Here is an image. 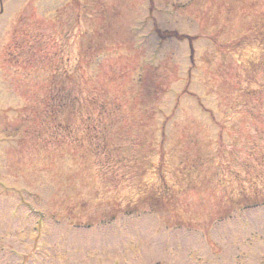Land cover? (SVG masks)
I'll use <instances>...</instances> for the list:
<instances>
[{"label":"rangeland","instance_id":"rangeland-1","mask_svg":"<svg viewBox=\"0 0 264 264\" xmlns=\"http://www.w3.org/2000/svg\"><path fill=\"white\" fill-rule=\"evenodd\" d=\"M0 181V264H264V0H0Z\"/></svg>","mask_w":264,"mask_h":264},{"label":"trees","instance_id":"trees-1","mask_svg":"<svg viewBox=\"0 0 264 264\" xmlns=\"http://www.w3.org/2000/svg\"><path fill=\"white\" fill-rule=\"evenodd\" d=\"M165 34H167V33H163V35H165ZM165 37V36H164Z\"/></svg>","mask_w":264,"mask_h":264}]
</instances>
